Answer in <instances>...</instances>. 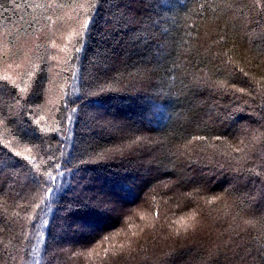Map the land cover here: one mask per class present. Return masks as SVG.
Wrapping results in <instances>:
<instances>
[{"label":"trees","instance_id":"obj_1","mask_svg":"<svg viewBox=\"0 0 264 264\" xmlns=\"http://www.w3.org/2000/svg\"><path fill=\"white\" fill-rule=\"evenodd\" d=\"M29 262L264 264V0H0V264Z\"/></svg>","mask_w":264,"mask_h":264},{"label":"snow or ice","instance_id":"obj_2","mask_svg":"<svg viewBox=\"0 0 264 264\" xmlns=\"http://www.w3.org/2000/svg\"><path fill=\"white\" fill-rule=\"evenodd\" d=\"M92 2H93V10H94L95 4L97 3V0H92ZM91 22H92V17L88 16L87 19L85 20L84 24H83V31L81 33V36L85 35L88 32L89 25L91 24ZM82 42L83 41H81V43ZM76 51L79 52V51H81V49L78 48V49H76ZM73 112H75V109H73ZM49 191H51V189H49ZM88 210L93 212V213H96L98 215H105L109 212H114L117 209L113 206V202L111 200L106 199V198H102L101 200L97 201V204L94 208H90ZM246 223H250V222L246 221ZM79 227L81 229H83V228H87L88 225H87V223H81L79 225ZM108 239H109V237H107V236L104 237L105 241H107ZM125 249H126L128 254H131V252L134 251V249H132L131 247H126L125 245L120 246L121 251H125ZM108 251H109V249L106 248L105 253H107ZM118 254L119 253L116 251L112 252L113 256H116ZM89 255H91V253H89ZM29 264H31V262H29Z\"/></svg>","mask_w":264,"mask_h":264},{"label":"rangeland","instance_id":"obj_3","mask_svg":"<svg viewBox=\"0 0 264 264\" xmlns=\"http://www.w3.org/2000/svg\"><path fill=\"white\" fill-rule=\"evenodd\" d=\"M66 30H67V29H63L61 32L59 31V34H63V32H64V31L66 32ZM59 38L61 39V37H59ZM59 38H58V39H59ZM58 39H57V40H58ZM60 39H59V40H60ZM31 49H32V47H31ZM29 50H30V49H29ZM26 57H27V58H26ZM22 59H23V58H22ZM24 60H26V61L28 60V55H27V54L25 55V58L23 59V61H24ZM20 61H21V60H20ZM86 191H87V193H88V192H91L92 195H94V196H97L96 194L99 195V192H97L96 187H95V190H94V191H88V190H86ZM102 192H103V193H102V197H105L106 199L111 200V201L113 202V204L116 202V200H114V198L111 197V194H110L111 192L108 193V197H107V194H106V192H108V191H106V189H102ZM112 195H113V194H112ZM83 221H84V222H83ZM77 223H78L77 227L79 228V231H80L81 228L79 227V225H80L81 223H87V221L81 219V221L79 220V221H77ZM87 225H88V227H87V228H83V230H84V229H85V230H88V232H89V231H92V230H93V226H91L89 223H87ZM74 237H75V236H74ZM74 237L71 235L69 238H67V239H70V240L64 242V245H63L64 248H66L65 246H68L69 241H71V240L73 241V240H74Z\"/></svg>","mask_w":264,"mask_h":264}]
</instances>
